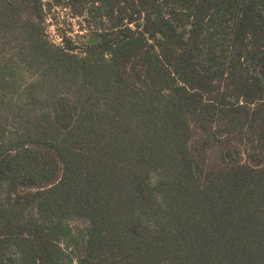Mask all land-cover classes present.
<instances>
[{"label": "trees", "instance_id": "trees-1", "mask_svg": "<svg viewBox=\"0 0 264 264\" xmlns=\"http://www.w3.org/2000/svg\"><path fill=\"white\" fill-rule=\"evenodd\" d=\"M0 264H264V0H0Z\"/></svg>", "mask_w": 264, "mask_h": 264}, {"label": "rangeland", "instance_id": "rangeland-1", "mask_svg": "<svg viewBox=\"0 0 264 264\" xmlns=\"http://www.w3.org/2000/svg\"><path fill=\"white\" fill-rule=\"evenodd\" d=\"M57 14L61 15L65 19V21H66V23L64 25V29L65 30H67V31H70V29L72 31H75V30L77 31L78 30V26L80 24L78 21L69 18V16L67 17V13L64 12V11H58ZM51 36L55 37V35H51ZM62 247H64V246L62 245Z\"/></svg>", "mask_w": 264, "mask_h": 264}, {"label": "built area", "instance_id": "built-area-1", "mask_svg": "<svg viewBox=\"0 0 264 264\" xmlns=\"http://www.w3.org/2000/svg\"><path fill=\"white\" fill-rule=\"evenodd\" d=\"M48 35H50V37L54 40V42L56 43H59L60 39L57 38L56 36L55 37H52L51 35H56L53 31V28H50L49 31H48Z\"/></svg>", "mask_w": 264, "mask_h": 264}]
</instances>
